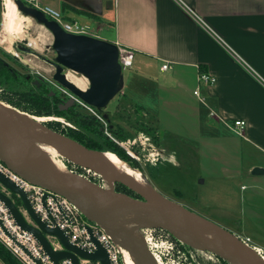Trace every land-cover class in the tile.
Here are the masks:
<instances>
[{"label":"crops","instance_id":"0c3cea01","mask_svg":"<svg viewBox=\"0 0 264 264\" xmlns=\"http://www.w3.org/2000/svg\"><path fill=\"white\" fill-rule=\"evenodd\" d=\"M42 1L69 20L81 18L94 37L133 50L131 77L119 97L139 82L152 92V105L130 103L151 116L164 157L175 158L180 139L207 145L202 171L237 182L238 227L264 250V174L251 172L264 169V0ZM202 71L213 85L197 82ZM197 87L202 101L193 95ZM234 119L245 122L243 136L228 127ZM158 125L175 139L162 140Z\"/></svg>","mask_w":264,"mask_h":264},{"label":"water","instance_id":"95a60500","mask_svg":"<svg viewBox=\"0 0 264 264\" xmlns=\"http://www.w3.org/2000/svg\"><path fill=\"white\" fill-rule=\"evenodd\" d=\"M14 2L23 15L32 17L52 34L54 60H45L54 68L53 81L80 102L102 112L123 87L117 45L90 35L67 33L22 0ZM16 46L22 52H33L29 45ZM64 69L85 80V88L81 89L69 81ZM73 101V98L69 99L61 109L73 105ZM45 145L53 147L72 164L98 174L107 185L101 186L67 168L66 171L57 168L42 149ZM0 161L29 183L64 196L83 217L106 232L115 244L122 245L136 264H157L141 234V229L148 228L164 230L176 241L195 250L209 252L229 264H264V259L253 246L243 242L227 228L161 195L143 173L142 182L130 178L112 166L104 158L103 152L87 148L67 135L53 131L45 122H39L17 108H8L2 101ZM251 172L264 174V169L255 167ZM115 183L127 187L139 198L115 191ZM3 187L11 196L18 197L33 224L24 219L19 207L2 190L0 202L7 207L16 225L36 238L54 264H59L62 258H68L72 264H80L79 259L111 264L106 250L93 237L91 239L96 249L87 252L71 244L58 228L46 226L34 213L24 190L0 173V189ZM47 234L56 236L65 249L53 250L46 239Z\"/></svg>","mask_w":264,"mask_h":264},{"label":"rangeland","instance_id":"374dc122","mask_svg":"<svg viewBox=\"0 0 264 264\" xmlns=\"http://www.w3.org/2000/svg\"><path fill=\"white\" fill-rule=\"evenodd\" d=\"M4 16L8 17V19L12 21L13 26L19 28L20 35L18 38L9 39V47L3 46L0 43V56L2 58H6L5 55L13 58L15 57L16 60L10 59L11 61H9V63L17 70V72L30 74L33 77L40 75L50 82V86L54 90H58V85L52 79L54 68L45 59H43L46 58L48 60H53V56L55 55L51 48L52 34L43 26L38 24L32 17H26L16 8L9 7L2 3V0H0V38L3 34L1 31ZM78 21L79 23H83L81 18H78ZM25 44L30 46L33 51L32 53L22 52L16 46H27ZM39 56L43 58L39 59ZM14 61L17 63H12ZM64 72L67 74L70 73L67 70ZM121 72L124 84L130 80L131 72L129 69H122ZM73 74L79 77L78 74ZM83 81L85 84L84 86H86L87 82H85V80ZM15 86H17V84ZM136 86V90L129 88L124 89L126 97L122 96L120 98L119 94H117L111 102L103 108L99 116L98 114L94 115L92 111L89 110V105L86 106L76 98L74 102L78 105V109L81 114L85 116L91 114L100 120V122L104 125L105 134H109L108 137L114 144H116L114 140L127 141L130 139V141H132V138L136 139V143L132 144L133 147L131 146V149L133 150V154H135V156L139 159L136 157L131 158L126 151L123 148L122 149L129 158L138 163L141 169L140 172L148 177L150 184L158 193L170 200H173L174 202L180 203L186 209L201 215L205 219H209L219 226L227 228L228 230L232 229L230 231L236 232L235 234H237L241 239L248 238L249 241H252V238L247 234L246 229L241 231L238 227L236 193L239 189V185L237 182L234 180L230 181L229 179L224 178L223 175L216 177L209 176L206 171H202L199 165L200 158L203 160L205 157L204 154L209 153L208 147H206L207 145L201 147L200 144L193 141L191 138L180 139L183 142L181 144L178 141L177 145L170 142L174 146L173 149L175 158L171 159L170 157L165 156L160 162L148 159V154L156 152V146L161 147L155 136V126L153 127L152 125L151 116H144L141 112L135 110L133 104L131 103L141 102L143 105L150 106L155 102V100L150 98L152 92L143 88V83L139 82ZM28 87L29 85L27 84V86L23 85L22 87L18 85L17 88ZM0 101L4 104H8L7 102L1 100V98ZM8 105L12 108H17L11 104ZM44 117H47V119H56L61 121L62 125L64 124L67 126L66 124L68 123V127H74V122H69L63 117ZM169 117V115H163V121L168 122L167 119ZM173 119L175 121L170 119V122L174 121L175 124L178 123L175 116ZM106 127H109L113 130V132L120 130L124 136L121 138L118 136L116 137L113 132L110 130L108 131ZM157 129L162 130V140H169V137L170 140H173L174 137L171 138V134H167L162 127L158 125ZM178 135L182 136V131L179 130ZM53 158L59 161L64 159L57 156H53ZM65 163L68 170L81 174L96 183L99 182L96 180L97 176L86 173V170L79 171L73 168L66 160ZM153 167H156L159 172V174L155 177H151L149 172V170H151V168L153 169ZM105 184L107 183L104 181V185ZM226 204H228V207H226ZM251 244L256 251L264 256V253L258 250L259 248H257L254 241L251 242ZM161 250L162 248H158L157 251L160 253ZM177 250L178 251H174L173 254L162 256V264H223L222 261L214 257L209 252L204 253L203 251H199L198 253H187L186 250L179 245H177ZM261 250L264 252L263 249Z\"/></svg>","mask_w":264,"mask_h":264},{"label":"built area","instance_id":"2783aa9c","mask_svg":"<svg viewBox=\"0 0 264 264\" xmlns=\"http://www.w3.org/2000/svg\"><path fill=\"white\" fill-rule=\"evenodd\" d=\"M22 2L42 12L44 16H46L49 20H52L57 23L61 27V29L67 33L93 36L87 25H83L77 20L67 19L63 15L62 11L57 7H53L52 5L43 2L42 0H22ZM115 44L118 48V61L121 66V70L129 69L133 65L134 61L133 50L131 48L121 46L117 43ZM167 68V64H163L161 66V69L163 70ZM214 81V77H212L207 72L202 71V73L198 74V83H203L207 86H211L213 85ZM193 95L201 101L204 100V98L201 97L199 87L193 90ZM89 107V110L92 111L94 115H96L94 108L91 106ZM208 113L210 117L216 116V114L211 109H209ZM66 125L69 126L68 123ZM228 127H230V129L233 130L238 136L244 135L245 122L243 120L234 119L228 124ZM114 142L118 144L121 148H123L131 158L136 157L135 154H133V150L131 149L132 144L136 143L135 138H132V141L128 139L127 141L114 140ZM156 147V152L148 154V159L155 162H160L161 159H164V150L162 147ZM0 173L10 179L16 186L24 190L34 213L46 226L50 228H58L60 231L65 233L71 244H73L74 246H78L87 252H91L96 249V246L94 245V242L91 239V237H93L101 246L104 247L108 254L109 260L111 261V264H123L117 246L114 245V243L106 234V232L102 231L94 222L88 221L85 217H83L78 208L72 203H70L64 196H60L54 193L53 191L29 183L27 180H25L18 174L16 175L14 172H12L4 164V162L1 161ZM89 173L97 175L90 170L88 174ZM0 190L7 193L13 200L14 204L17 205L15 203V199H18V197L11 196L9 191H7L4 187ZM17 206L19 207V210L23 215L24 219H26L29 224H33V221L29 219L26 210L22 206V204H20L19 202ZM88 230L91 232L89 233ZM141 230L144 243L147 245L148 250L151 252L154 259L155 257L152 251H154L155 249L157 251L158 248H162L161 252L159 253V256L161 258L162 256H168L170 254H173L174 251H178L177 244H175L174 240L170 238V235L166 231L151 228ZM148 233L149 236L147 235ZM46 239L48 240L53 250L62 251L65 249L56 236L47 234ZM242 241L247 243L248 245L251 244L248 238L242 239ZM0 243L5 248H7L10 253L18 260V262H21V264H54L53 261H51V259L49 258V256L44 253L42 247H40L36 238L32 234L21 230L19 226L16 225L14 219L11 218L7 207L1 202ZM258 250L264 253L261 249ZM78 261L80 262V264H100L99 261L93 260L89 261L79 259ZM59 264H72V262L68 258H62Z\"/></svg>","mask_w":264,"mask_h":264},{"label":"trees","instance_id":"16d2710c","mask_svg":"<svg viewBox=\"0 0 264 264\" xmlns=\"http://www.w3.org/2000/svg\"><path fill=\"white\" fill-rule=\"evenodd\" d=\"M73 9L75 12L80 11L77 10L76 8ZM15 79L16 78H14V75L10 71H8V69L0 65V86L4 87L5 89V91L2 94H0L1 100L7 102L8 104H11L14 107H17L19 110L23 112L28 113L29 116L34 117V119L38 120L39 122L42 123L45 122V124L53 131L61 132L67 135L68 137H70L71 139L76 140L81 145H84L87 148H91L101 152L110 151L119 158L126 161L131 167L133 166L137 168L139 171H141L138 163L133 159L129 158L121 147L114 144L109 139L108 135L105 134L104 125L100 122V120L96 116H93L91 114L85 116L81 114L79 112L78 105L75 103L72 106L68 107L66 110L60 109L59 105H56V103L53 101V97L48 95L50 90H46L43 92L37 91L31 85H29L28 88L19 89L17 88V86H15L17 84L16 82L17 80ZM25 81L26 79L22 78V82L24 83ZM96 114H98L99 116L100 113L96 111ZM44 116L63 117L65 120L69 122L72 123L74 122L73 125L74 127L71 128L65 126L64 124L62 125L61 121L51 118L47 119V117ZM106 129L108 131L110 130L113 132V130H111L109 127H106ZM113 134L116 137L118 136L120 138L124 136V134L120 130L117 132H113ZM63 163L66 166L65 160H63ZM85 172L88 173L89 171L86 170ZM149 172L151 177H155L159 173L156 167H153V169L151 168ZM119 185L121 187H125L120 183ZM125 189H126L125 191H121L119 189L118 190L116 189V191L126 193L131 197L139 198V196L136 193L132 194V191H130L127 187H125ZM15 203L18 205L19 203L18 199H15ZM147 235L149 236V233ZM170 238L174 240V242L177 245H179L184 250H186L187 253L199 252L194 248H190L185 244L180 243L178 240L176 241L171 236ZM152 253H154L153 255L157 260V263L162 264L163 260L159 256V252L156 251L155 249L154 251H152ZM257 253L260 256H262L261 253H259L258 251ZM262 257L264 258V256ZM0 260L6 264H21V262H18V260L10 253V251L7 248H5L1 243H0ZM219 260L222 261L223 264H229L223 259H219Z\"/></svg>","mask_w":264,"mask_h":264},{"label":"bare ground","instance_id":"6f19581e","mask_svg":"<svg viewBox=\"0 0 264 264\" xmlns=\"http://www.w3.org/2000/svg\"><path fill=\"white\" fill-rule=\"evenodd\" d=\"M2 3L6 4L9 7H14L17 10H19L17 8V5L14 2V0H2ZM1 32H3V34L1 35L0 43L3 46H6V47H9V45H10L9 39L18 38L19 35H20L19 28L16 27V26H13L12 21L10 19H8V17H6V16H4V18H3L2 31ZM67 79L69 81L73 82L77 87H79L81 89L85 88V86H84L85 84H84L83 79L78 77L77 75H75L73 73H68L67 74ZM6 107L9 108L10 106H8V104H6ZM42 149L44 151H46L47 156L49 157V160H51V162L57 168H59V169L61 168V169L66 171V166L63 163V161L62 160L59 161V160H56V159L53 158V156H57L59 158L60 157L62 158L60 152L56 151L53 147L47 146V145L42 146ZM103 154H104V158L112 166H114L116 169H119L120 171H122V173H124L125 175L129 176L130 178H134V179H136V180H138L140 182L143 181L142 172H140L137 168H135L133 166L131 167L126 161H124L123 159L119 158L118 156H116L114 153H112L110 151H103ZM114 245H116L117 248H118V251H119L120 257H121V259L123 261V264H136V263H134L133 259H131V257L129 255V253L127 252V250L122 245H117L115 243H114Z\"/></svg>","mask_w":264,"mask_h":264},{"label":"flooded vegetation","instance_id":"af4514ba","mask_svg":"<svg viewBox=\"0 0 264 264\" xmlns=\"http://www.w3.org/2000/svg\"><path fill=\"white\" fill-rule=\"evenodd\" d=\"M26 45V44H25ZM6 56V58H2L1 56H0V65H2L4 68H6V69H8V71H10L13 75H14V78H16L15 80H17L16 82H17V87H18V85L20 86V87H22L23 85H31L32 87H34V89H36L37 91H46V90H50V92H49V96H52L53 97V101L56 103V105H59V107H60V109H61V106H63L65 103H67V101L69 100V99H74L75 100V97L73 96V94H71L68 90H66L65 88H63V87H61L59 84H57L58 86V90H54L51 86H50V82L46 79V78H44V77H42V76H40V75H38V76H35V77H33V76H31L30 74H24V73H20V72H17V70L15 69V68H13L11 65H10V63H9V61H11L10 59H13V60H16V58L14 57H9L8 55H5ZM41 58H43V57H40L39 56V59H41ZM53 58H54V56H53ZM43 59H46V58H43ZM54 60V59H53ZM12 63H14V64H16L17 62L16 61H14V62H12ZM50 64V63H49ZM51 65V64H50ZM52 66V65H51ZM66 69H64V71H65ZM63 71V72H64ZM65 73V72H64ZM22 78H25L26 79V81L23 83L22 82ZM19 89H23V88H19ZM5 91V89H4V87H1L0 86V94H2L3 92ZM75 102L73 101V104H74ZM70 106H72V105H70ZM69 106V107H70ZM67 109V108H66ZM66 109H63V110H66ZM61 158V157H60ZM62 159V158H61ZM63 160H65V159H63ZM66 161H68V160H66ZM69 162V161H68ZM70 164H71V166L73 167V168H75V169H77V170H79V171H83L84 169H82L81 167H79V166H77V165H75V164H72L71 162H69ZM85 171V170H84ZM94 176H97V181H99L98 182V184L99 185H104V181L105 180H102L101 178H100V176L97 174V175H94ZM106 182V181H105ZM96 183V182H95ZM107 183V182H106ZM105 185H107V184H105ZM113 187H114V189H115V191H116V189L118 190V189H120V190H123V191H125L126 189H125V187H121L120 185H119V183L117 184V183H115L114 185H113ZM134 192H132V194H133ZM199 251V250H198ZM204 253H208V252H204ZM215 257V256H214ZM217 258V257H216ZM219 259V258H218Z\"/></svg>","mask_w":264,"mask_h":264}]
</instances>
